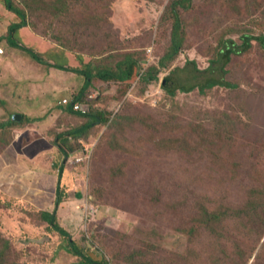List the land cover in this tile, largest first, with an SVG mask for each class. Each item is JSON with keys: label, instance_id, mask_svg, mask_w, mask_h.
<instances>
[{"label": "rangeland", "instance_id": "obj_1", "mask_svg": "<svg viewBox=\"0 0 264 264\" xmlns=\"http://www.w3.org/2000/svg\"><path fill=\"white\" fill-rule=\"evenodd\" d=\"M172 1L67 0L64 5L63 0H12L26 11L29 24L17 38L52 62L115 66L134 53L140 73L158 66L171 45ZM193 3L183 12L184 46L159 80L146 86L139 75L128 85L96 78L81 101L88 110L108 109L112 115L89 136L70 139L81 147L66 162L65 197L57 216L74 242L111 264H130L132 252L151 246V255L142 259L154 264L170 256L174 264H210L217 255L210 247L212 235L202 229L194 238L182 228L196 200L244 204L249 188L264 191V49L258 41L227 66L226 79L235 89L216 86L203 94L197 89L174 99L164 90L165 76L189 61L201 70V83L221 79L219 64L208 70L211 60L225 40L242 44L244 34L264 35V0ZM21 20L0 0V123L9 125L8 135L5 126L0 129V232L12 240L17 264H81L68 239L38 212L53 210L58 198L61 155L54 139L87 120L65 110L64 103L81 92L85 77L40 63L12 46L5 36ZM17 113L21 120L10 123ZM223 113H230L233 123L226 128L235 126L239 141L228 146L237 163L229 180L212 170L214 140L213 145L206 142L211 141L212 121ZM191 137L194 147L188 146ZM249 219L242 230L230 223L221 247L232 257L248 251V264H264V230ZM193 245L197 255L182 259Z\"/></svg>", "mask_w": 264, "mask_h": 264}, {"label": "trees", "instance_id": "obj_2", "mask_svg": "<svg viewBox=\"0 0 264 264\" xmlns=\"http://www.w3.org/2000/svg\"><path fill=\"white\" fill-rule=\"evenodd\" d=\"M6 6L11 11H14L18 16L22 18L20 22L14 23L9 27L8 33L5 38L9 41L12 46L21 48L26 52H29L31 56L38 62L47 64L52 67L59 68L61 70H69L84 75L85 84L81 92L76 94L72 99L71 104L65 106V110L74 114L75 116L86 118L87 120L80 126H74L66 132L57 135L58 137L55 140V144L58 146L61 163H58V182L56 185V194L58 196L55 201V206L53 210H40L38 215L40 219L49 223V226L53 230H57L61 233L63 238L68 239L70 244V250L74 253L76 257L81 258V264H111L102 254L99 255L97 251L88 248L87 246H79L76 242L71 239L70 233L65 229L64 226L58 221L59 216L57 209L59 208L62 199L65 197L63 194L66 190V184L64 181L66 172L64 171L67 168L66 162H69L72 156V153L75 152L81 144L78 146H73L70 143L72 139H78L81 136H89L90 130L94 127H99L100 125L107 124L110 121L112 115L111 110H95L90 109L86 112L78 111L74 109L73 103L81 101H86V92L93 84L94 79L98 78L105 82H117V83H133L136 75H139V79L146 86L151 82L159 80L161 72L170 68L171 63L178 57L179 53L184 46V41L186 38V23L183 18V12L190 11L195 2V0H173L170 4L168 14L174 19L173 28H172V37L171 45L166 52V54L159 61V65L151 64L148 67L147 71L140 73L142 65L140 60L136 57L134 53H127L123 59L118 61L115 66L107 64L98 65V66H88L86 68L72 67L66 65L62 62H52L50 59L43 56L40 52L34 50L32 47H29L23 42H21L16 34L22 27L28 26L27 14L26 11L17 7L12 0H4ZM64 5L67 3V0H63ZM4 37L0 36V42L3 41ZM243 41L242 44H238L234 40L223 41L220 45L214 59L211 60V65L208 67L210 72L215 70V65L219 64L220 69L224 76L221 79L216 77L210 78L201 83L197 80L199 77L198 73L201 71L196 67L195 61L187 62L186 66L182 70L179 68L174 69L169 73V75L164 78L165 85L164 90L169 99H174L179 92L191 93L195 90H200L203 94L206 91H210L216 86H226L230 89H235L236 85L231 81L226 79L227 74L229 73L227 66L231 63L234 56H241L251 50L254 41H258L259 45L264 49V35L254 36L250 34H244L241 37ZM82 61V58H79ZM184 78V81H182ZM89 100V99H88ZM229 115V116H228ZM118 116H121L119 114ZM218 121H212L211 126V141H206L209 145H214L215 150L211 155V168L213 171L218 169L219 172H223L224 177L228 176V180L233 176L234 170L237 166L236 161L232 160V152L228 149L229 145H236L239 143L238 138L234 136L236 130L235 126L230 125L226 128V123H233L230 113H223L218 115ZM231 118V119H230ZM238 118V117H237ZM230 119V120H229ZM239 119V118H238ZM10 123H18L14 119H10ZM12 125V124H11ZM5 126L6 134L8 135L9 125L7 123H0V129ZM199 125L196 126L197 130ZM3 129H1L2 132ZM188 142H192L193 145H188L194 147V137H191ZM217 146V147H216ZM6 147V144H4ZM218 148V149H217ZM212 152L211 148L209 149ZM85 157L83 153H81ZM79 159V158H78ZM82 161V160H79ZM231 161V162H230ZM218 171L216 174H218ZM219 176V175H218ZM213 177V175H210ZM254 182V179L251 178ZM260 194V196H258ZM224 200L210 199L207 203L203 204L202 200L197 199L194 204V214L193 216L183 221L182 228L184 233H189L190 237L196 238L199 236L200 231L203 229L212 235V242L210 247L217 255H212L210 264H229V260L232 264H248L250 254L245 251H242L235 257H232V253L229 249L223 251L221 245H224V242H227L225 238V233H228L229 224L233 223L234 227L237 230H242L247 228L245 226L244 219L248 216L251 220L250 222L258 224L261 230H264V191L258 189V187H252L248 189L247 200L243 204L240 202L234 205L231 202H226ZM257 200V202H255ZM242 202V203H241ZM241 203V204H239ZM260 204V205H259ZM187 217V214L186 216ZM183 217V219H185ZM189 220V221H188ZM185 222V223H184ZM187 224V225H186ZM254 229V228H252ZM251 229V232H253ZM4 233L0 232V264H17L13 260V243L10 238ZM218 237V241H214L213 237ZM195 243V242H194ZM220 247H219V245ZM226 246H229L227 243ZM153 247L148 249H140L132 252L131 258L129 259L130 264H154L151 263L148 258L152 252ZM241 250V249H240ZM245 250V249H242ZM197 255V250L195 245L191 246L186 255L182 256V259L191 258ZM162 264H174L173 257L163 259L160 261ZM188 263V261H187Z\"/></svg>", "mask_w": 264, "mask_h": 264}, {"label": "built area", "instance_id": "obj_3", "mask_svg": "<svg viewBox=\"0 0 264 264\" xmlns=\"http://www.w3.org/2000/svg\"><path fill=\"white\" fill-rule=\"evenodd\" d=\"M2 51H3V50H2ZM64 103H65L66 105L71 104V102H70L69 100H67V99L64 100ZM73 106H74V109H75V110H78V111H84V112H86V111L88 110V108H86V107H85L82 103H80V102L73 103ZM78 160H83V158H79Z\"/></svg>", "mask_w": 264, "mask_h": 264}, {"label": "water", "instance_id": "obj_4", "mask_svg": "<svg viewBox=\"0 0 264 264\" xmlns=\"http://www.w3.org/2000/svg\"><path fill=\"white\" fill-rule=\"evenodd\" d=\"M21 118H22V116L19 113L15 114L13 117L14 120H21Z\"/></svg>", "mask_w": 264, "mask_h": 264}]
</instances>
